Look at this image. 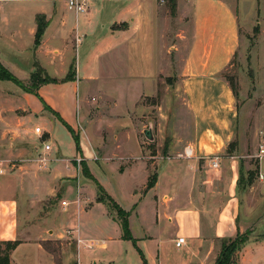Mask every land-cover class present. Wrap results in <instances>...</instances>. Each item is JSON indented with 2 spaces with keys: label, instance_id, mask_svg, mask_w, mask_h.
Returning <instances> with one entry per match:
<instances>
[{
  "label": "crops",
  "instance_id": "1",
  "mask_svg": "<svg viewBox=\"0 0 264 264\" xmlns=\"http://www.w3.org/2000/svg\"><path fill=\"white\" fill-rule=\"evenodd\" d=\"M1 2H8L0 5L1 64L5 67L4 58L8 53L14 56V60L26 55L32 67L24 80L31 79L36 65L46 76L59 80V83L40 86L38 94L42 102L70 127L74 128L68 121L73 108L43 96L46 88L52 85L65 87L78 96L82 86L102 89V83L107 81H127L149 86L153 89L149 95H154L160 80L172 71L178 73L180 87L188 93L196 116L200 139L189 146L195 149V153L210 149L214 155L226 148L233 133L227 132L225 123L233 117L238 119L239 115L234 110L235 98L230 86L221 76L239 46L236 4L229 0H173V16L168 0H87L88 10L82 14L69 10L67 0H31L28 11L10 0ZM36 3H47V7L40 9ZM40 15L45 16L47 27L36 48L37 17ZM72 66L73 78L63 81ZM103 101L105 104L106 100ZM77 102L80 103L78 97ZM82 103L83 110L82 107L76 108V118L82 115V120L88 122L87 100L80 106ZM4 123L0 119L1 127ZM4 135L5 130L0 128V153L7 152L1 144ZM105 144L98 140L95 147L102 148ZM24 149L34 154L40 152L37 146L33 151L25 147L19 152H25ZM60 151V148L56 149L54 157H59ZM75 158L80 159L79 156ZM26 164L12 165L0 159V242H20L11 253V264H56L55 256L46 249L45 243L62 235L48 226H40L55 211L45 203L55 200L59 188L64 187L60 183L48 188L45 173L33 171ZM37 168L43 171L45 167ZM76 168L70 162L67 175L56 173L53 179L77 181ZM257 169L263 176L260 180L263 185L261 200L264 201V159ZM47 171L48 174L52 172ZM167 171L171 172L168 185L172 188L161 191L160 197L155 196V203L157 208L160 203L165 209L164 217L170 223L174 222V213L185 218L181 224L188 228V233H178L177 230L168 240L171 247L181 253L184 264H215L218 240L250 230L261 236L262 241L254 242L251 237L238 264H264V209L256 208L252 213L245 209L244 218L239 221L242 204L234 192L236 179H232L231 184H221L216 190L210 178L204 180L200 177L197 160L169 161L158 169L157 182L151 189L155 193L161 173ZM172 204L176 209L171 213L167 207ZM45 207L48 213L42 216ZM253 217L257 220L252 229L248 225ZM75 232L81 240L79 250L82 245L88 248L91 241L82 239L78 229ZM179 237L186 238L181 248L176 247ZM165 244L167 242L160 240L157 254L148 255L149 264H171L164 251ZM191 256L194 262L188 260ZM69 258L67 256L63 264H70Z\"/></svg>",
  "mask_w": 264,
  "mask_h": 264
},
{
  "label": "rangeland",
  "instance_id": "2",
  "mask_svg": "<svg viewBox=\"0 0 264 264\" xmlns=\"http://www.w3.org/2000/svg\"><path fill=\"white\" fill-rule=\"evenodd\" d=\"M10 1L23 5L27 11L31 9V0ZM172 2L168 0L171 12L174 8ZM229 2L238 6L239 46L221 76L231 91V86L234 87V110L239 115L238 119L233 117L225 123L227 132L233 134L226 148L217 154L221 159L218 170L211 169L209 160L203 158L205 152L213 157L210 149L196 151L192 158L180 156L187 146L199 141L200 136L190 98L186 90L180 87L177 72H168L167 77L158 83L154 95H149L153 90L149 86L127 81H107L102 83V89L82 86L78 96L65 87L52 85L46 88L43 96L73 108V114L71 110L69 112L71 117L68 121L74 126L70 132L59 115L42 102L38 94L40 85L33 86L31 79L24 80L32 67L30 58L22 55L14 60V56L9 53L4 58L5 67L23 82L24 88L12 81H0V119L5 121L4 128L0 126L1 130H5L1 144L7 150L0 153V159L12 165L27 163L33 171L45 173V186L48 188L62 183L64 188H59L58 197L45 203L55 211L40 226H48L62 235L57 240L46 242L55 256L56 264H63L67 256L70 257V264H144L143 256L149 264L148 255L157 254L160 240L167 242L164 251L171 264H184L181 253L173 249L168 240L177 230L178 233H188V228L181 224L185 218L180 214L177 217L174 213V222L170 223L164 217L165 209L160 203L157 208L155 203V196L160 197L161 191L172 188L168 185L171 172L161 173L156 193L151 190L153 187H149L154 175L158 176L160 166L169 161L179 163L197 160L200 163V177L204 180L210 178L216 190L221 184H231L232 179H236L237 189L234 192L242 204L239 221L243 220L245 209L251 213L256 208L264 209V201L261 200L263 185L260 170L257 169L264 159L259 157V148L264 145V0ZM7 3L1 2L0 5ZM36 4L40 9L47 7V3ZM256 28L259 30L256 31ZM44 77V74L40 76L41 79ZM25 88H30L31 92ZM77 97L80 103L87 100L85 109L88 111V122L82 120V115L76 118V108L82 107L83 110L84 107V103L82 106L78 104ZM70 100H73V104H70ZM103 100H106L105 104ZM37 127L45 132L43 136L35 134ZM147 131H150L151 139L146 137ZM116 134L118 136L115 138ZM74 137L79 139L78 143ZM98 140L103 144L105 141V146L95 147ZM44 143H50L53 151L47 155L50 158L49 165L41 171L37 168L38 164L41 165L38 162L40 155L29 153L27 149L20 153L19 149L27 147L33 151V147L37 146L43 152ZM58 148L61 151L56 158L54 154ZM76 156L80 157V162ZM70 162L77 166L79 178L75 179L78 180H54L56 173L67 175ZM48 169L52 171L51 174L46 173ZM98 186L105 190L102 194L105 203L97 201ZM107 197L118 204L124 216L129 214L128 228L134 241L123 238L124 226L113 219H120L122 215H118ZM62 201L70 203L69 207L63 208ZM174 204L167 207L171 213L176 209ZM46 209L42 216L48 213ZM249 220L248 227L253 229L257 218ZM76 229L80 231L82 239L94 242L95 247L82 245L79 250L80 239ZM245 236L249 239L253 237L254 242L262 241L261 236L254 234L253 230L218 240L217 259L223 246L228 247L233 241L241 243ZM245 246L234 255L236 264ZM33 258L36 256L33 255ZM188 260L194 262L193 256L188 257Z\"/></svg>",
  "mask_w": 264,
  "mask_h": 264
},
{
  "label": "trees",
  "instance_id": "3",
  "mask_svg": "<svg viewBox=\"0 0 264 264\" xmlns=\"http://www.w3.org/2000/svg\"><path fill=\"white\" fill-rule=\"evenodd\" d=\"M171 13L173 16L175 15V9L174 8H173ZM37 25H38V28H37V32H36V38H35V47L36 48L41 44L42 37H43L45 30H46V27H47V22H46L45 16L40 15L37 17ZM258 30H259V28H256V31H258ZM42 74H44L45 77L41 79L40 76ZM73 75H74V66L71 67L67 77L63 81H70L73 78ZM6 80L12 81L17 86L24 88L23 82L21 80H19L16 76H14L10 71H8L0 62V81H6ZM31 81H32L33 86H39V85L42 86V85H47L50 83H59V80L46 76L43 69L39 65H36V69L32 73V76H31ZM231 87H232V91L234 92L235 91L234 87L233 86H231ZM25 90H27L28 92H31L30 88H25ZM63 124L68 128V130L70 132H72L71 127L66 122L63 121ZM75 140L77 143L79 142V139L75 138ZM156 182H157V176L154 175V177L150 181L149 187L150 188L154 187ZM98 189H99V196L97 197V201L100 203H105V199L102 197V194L105 192V190L101 186H98ZM107 199L109 200V203H111V206H114L115 210L118 211V215L119 214H120V216L122 215V217L120 219L118 217H115L114 219L117 220L118 222H120L124 226L125 235L123 238L125 240H133V236H132V234L128 228L129 214L124 216L125 213L118 206V204L113 199H111L110 197H107ZM108 206L110 207L109 204H108ZM241 239H243V238H241ZM248 241H249V238H247L245 236L244 240H242L241 243L233 241L231 243V245L228 246V247H230V249H228V247L223 246V251L221 252V255L219 256V258L217 259L215 264H236L235 259H233L235 253H237V251L240 250L243 245H246L248 243ZM19 244H20L19 241L0 242V264H11V258H10L11 253H12V251H14L16 249V247ZM45 247L47 250L50 251L47 243H45ZM142 259L144 261V264H148V262L144 256L142 257Z\"/></svg>",
  "mask_w": 264,
  "mask_h": 264
},
{
  "label": "built area",
  "instance_id": "4",
  "mask_svg": "<svg viewBox=\"0 0 264 264\" xmlns=\"http://www.w3.org/2000/svg\"><path fill=\"white\" fill-rule=\"evenodd\" d=\"M68 3V8L69 10L76 12L78 14H82V13H86L88 10V6H87V0H67ZM44 131L40 128L37 127L35 129V134L38 136H43L44 135ZM52 152V146L50 144L44 143V150L43 152L40 151L39 155H40V159H39V163L41 165L38 164L39 168H44L47 166L49 159L47 157V155H49V153ZM195 155V149L192 146H187L184 150L183 155H180L182 157L185 158H192ZM42 156V157H41ZM202 157V156H201ZM259 157H264V145H261L259 148ZM203 158L209 160V166L211 169L213 170H218L221 167V159L219 155H213V157H209L207 154H205V156H203ZM78 162H80V159L77 160ZM261 178H263V176L261 175ZM61 205L63 208H67L69 207L70 203H68L67 201H62ZM81 242V240H80ZM186 243V238L185 237H179L176 240V247L181 248L182 246H184ZM89 248H94L95 247V243L91 242L88 245Z\"/></svg>",
  "mask_w": 264,
  "mask_h": 264
},
{
  "label": "water",
  "instance_id": "5",
  "mask_svg": "<svg viewBox=\"0 0 264 264\" xmlns=\"http://www.w3.org/2000/svg\"><path fill=\"white\" fill-rule=\"evenodd\" d=\"M145 134H146V137L148 139H151L152 138L150 131L145 132Z\"/></svg>",
  "mask_w": 264,
  "mask_h": 264
}]
</instances>
